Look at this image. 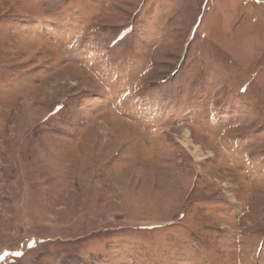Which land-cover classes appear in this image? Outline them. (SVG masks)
Segmentation results:
<instances>
[{
    "label": "rangeland",
    "instance_id": "374dc122",
    "mask_svg": "<svg viewBox=\"0 0 264 264\" xmlns=\"http://www.w3.org/2000/svg\"><path fill=\"white\" fill-rule=\"evenodd\" d=\"M0 264H264V0H0Z\"/></svg>",
    "mask_w": 264,
    "mask_h": 264
}]
</instances>
